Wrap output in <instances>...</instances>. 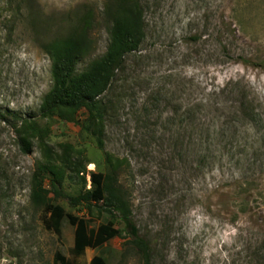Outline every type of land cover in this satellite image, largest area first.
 <instances>
[{"label":"rangeland","instance_id":"374dc122","mask_svg":"<svg viewBox=\"0 0 264 264\" xmlns=\"http://www.w3.org/2000/svg\"><path fill=\"white\" fill-rule=\"evenodd\" d=\"M106 10V0H0V264H55L56 252L143 264L125 232L75 256L74 228L64 221L57 237L32 202L36 178L55 190L41 166L62 170L73 197L90 173L113 172L150 264H264V0H140L144 39L101 99L98 149L87 111L69 123L41 115L52 86L42 45L89 14L82 73L110 44ZM48 197L91 229H124L116 212Z\"/></svg>","mask_w":264,"mask_h":264},{"label":"trees","instance_id":"16d2710c","mask_svg":"<svg viewBox=\"0 0 264 264\" xmlns=\"http://www.w3.org/2000/svg\"><path fill=\"white\" fill-rule=\"evenodd\" d=\"M106 14L111 21V41L106 53L94 60L82 73L75 72L76 62L88 51L87 23L89 14L68 28L63 36L51 39L42 45L51 58L50 78L52 86L44 96L40 113L43 117L56 116L64 122H74L81 110L91 115L95 130L93 137L98 149H102L101 131L105 115L102 97L109 89L115 71L119 70L124 57L136 52L144 39V23L141 16L140 0H106ZM1 118V116H0ZM23 152L29 151V144L21 141ZM49 175V185L55 190L47 191L42 178L35 179L32 202L37 208H44L48 214L47 224L52 231L61 236L62 223L66 221L74 228L73 254L80 256L86 249L98 250L110 240L121 237L125 232L139 252L143 264H150V255L145 241L139 238L131 219L128 201L121 191L113 172L109 174L90 173L91 188L73 197L61 191L64 173L55 166H41L39 174ZM85 180V179H83ZM53 199H64L72 208L95 207L99 213L118 218L124 229L115 228L114 221L108 220L95 229L89 228V221L66 213L64 209L52 203ZM55 264H71L61 253L53 257ZM89 264H108L100 255H94Z\"/></svg>","mask_w":264,"mask_h":264}]
</instances>
